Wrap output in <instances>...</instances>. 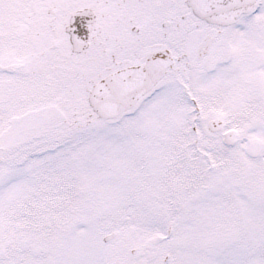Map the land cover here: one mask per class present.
<instances>
[{
    "label": "snow or ice",
    "instance_id": "1",
    "mask_svg": "<svg viewBox=\"0 0 264 264\" xmlns=\"http://www.w3.org/2000/svg\"><path fill=\"white\" fill-rule=\"evenodd\" d=\"M0 264H264V0H0Z\"/></svg>",
    "mask_w": 264,
    "mask_h": 264
}]
</instances>
